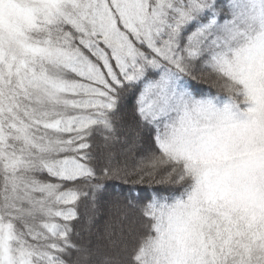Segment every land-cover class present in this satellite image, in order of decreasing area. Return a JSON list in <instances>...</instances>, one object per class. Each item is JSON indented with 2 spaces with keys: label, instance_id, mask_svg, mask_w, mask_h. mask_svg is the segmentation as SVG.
Returning a JSON list of instances; mask_svg holds the SVG:
<instances>
[{
  "label": "snow or ice",
  "instance_id": "1",
  "mask_svg": "<svg viewBox=\"0 0 264 264\" xmlns=\"http://www.w3.org/2000/svg\"><path fill=\"white\" fill-rule=\"evenodd\" d=\"M0 264H264V0H0Z\"/></svg>",
  "mask_w": 264,
  "mask_h": 264
}]
</instances>
